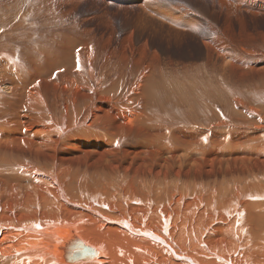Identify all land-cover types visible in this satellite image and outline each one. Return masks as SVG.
Listing matches in <instances>:
<instances>
[{
	"label": "bare ground",
	"instance_id": "6f19581e",
	"mask_svg": "<svg viewBox=\"0 0 264 264\" xmlns=\"http://www.w3.org/2000/svg\"><path fill=\"white\" fill-rule=\"evenodd\" d=\"M213 28L200 62L165 73L130 42L132 62L83 35L39 52L1 40L0 264H65L74 237L93 264H264V32L227 48Z\"/></svg>",
	"mask_w": 264,
	"mask_h": 264
},
{
	"label": "rangeland",
	"instance_id": "374dc122",
	"mask_svg": "<svg viewBox=\"0 0 264 264\" xmlns=\"http://www.w3.org/2000/svg\"><path fill=\"white\" fill-rule=\"evenodd\" d=\"M46 16H49V18ZM251 18H253V16L250 17L248 11L235 5L232 6L227 0H0V31L2 29L11 30L10 34L7 33L5 37L0 38V42H2L1 40L3 38L8 39L11 34L13 36V33H16L18 34L16 38L11 36L13 40L11 44L14 45V41H16V43L19 42V44L24 45L28 50L31 49L33 52L35 50L39 52L42 48L44 49L45 47L46 49V47H49L46 46L47 41L48 44H52H49L50 47H52H49L50 49H53L56 44L54 47L56 50L59 49L57 46L60 45V43L58 42H62L61 44L64 43V45H69L71 42L73 43L79 39L78 37L82 38L83 35L82 39L87 38L89 42H93L91 45L98 48L97 52H100V55L104 52L109 53L111 50L115 49L118 53L121 50V54L125 51L124 54H126L129 51L126 54V57L129 55L128 57L130 61L128 60V57L127 59L124 58V60L129 62H132L134 58L139 57L135 53H138L137 50L141 46L146 49V55L143 62H149L148 57L153 55L155 56V60L160 63V66L165 73L169 65L167 64L168 61H171L170 63L174 64L175 62L177 63L180 61L200 62V60H202L205 55L203 39L210 34V32H208L210 27H214L213 30L215 29L216 34H219L221 37L220 42L224 44L223 47L227 48L231 47L229 37H236V35L238 36L240 33L243 35V33L245 34V32L254 29L264 32V15H259L257 20H255L256 18L254 17V22ZM226 19L228 20V24ZM222 26L225 27L223 28ZM228 29L232 32L230 30L228 31ZM86 30L89 31L87 32ZM66 31L71 32L69 33V35H71H67L68 33ZM59 33L60 35L64 33L63 35H66V37L69 36L70 38L67 37V40L64 36V41L62 39L61 41L59 37H62L63 35L60 36L58 35ZM82 33H85L86 35ZM73 34L77 37L72 39L71 37L74 36ZM55 36H59V40L56 39ZM129 36H131V41H127V37ZM91 37H93V40ZM46 38L48 39L47 41ZM40 39L42 40L41 42H39ZM12 40L8 39L7 42ZM49 40H52V43L49 42ZM56 40L58 42H55ZM103 41L105 42V45ZM66 42L68 43L66 44ZM106 42L109 43L107 44V48H105ZM128 42H130L135 52L134 58L133 56H130V50L124 47L126 43V46L128 47ZM120 47H122L123 50ZM100 48H104V52L103 49L101 50ZM135 48L138 49L136 50ZM78 49L79 48L77 47L76 50ZM37 52L35 54H37ZM18 54H20V52H18L17 55ZM216 61H219V59ZM157 76H160V74H157ZM158 80L160 79L158 78ZM227 88L229 89V92L224 93L226 94V96H224L225 98H229L230 90L235 89L231 86ZM195 89L197 88L195 87ZM245 95H248V93L245 92ZM39 109H49L57 114L60 113V110L56 108L53 99L45 100ZM39 109L34 113L41 112ZM228 116L229 115L226 114V117ZM79 176L81 177V175L75 170L73 172V177ZM75 181L77 180H74V182ZM65 224L71 225L70 223ZM94 224L88 228V232L92 234H103L105 229ZM81 226L89 225L88 223L76 224L74 227L75 229H78ZM105 237L108 238V236ZM0 255H2L1 252ZM50 258L55 263H58L56 261L57 259L54 260L52 257ZM95 260H93L94 262H80V264H93L96 263ZM1 264H5V262Z\"/></svg>",
	"mask_w": 264,
	"mask_h": 264
},
{
	"label": "water",
	"instance_id": "95a60500",
	"mask_svg": "<svg viewBox=\"0 0 264 264\" xmlns=\"http://www.w3.org/2000/svg\"><path fill=\"white\" fill-rule=\"evenodd\" d=\"M74 244L71 245L64 254L66 264H76L80 262L92 261L98 252L92 247L87 246L80 239L73 238Z\"/></svg>",
	"mask_w": 264,
	"mask_h": 264
}]
</instances>
